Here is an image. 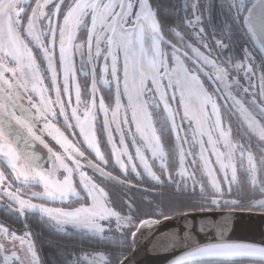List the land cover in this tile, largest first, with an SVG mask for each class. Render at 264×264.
<instances>
[{"label":"snow or ice","instance_id":"1","mask_svg":"<svg viewBox=\"0 0 264 264\" xmlns=\"http://www.w3.org/2000/svg\"><path fill=\"white\" fill-rule=\"evenodd\" d=\"M225 5L227 39L238 25L264 55V0ZM186 7L194 10L187 23L195 29L199 7ZM197 35L200 47L165 23L153 0H0V204L16 215L37 213L60 229L114 237L109 252H89L70 264H134L145 230L169 212L187 216L184 207L264 211V66L257 74L247 49L243 60L221 59L203 43V27ZM214 44L218 51L230 47ZM61 118L65 130L57 126ZM130 172L156 186L171 184L188 203L142 214L130 202L117 210L95 178L127 187ZM71 200L79 206H48ZM32 236L0 223V264H41ZM170 247L183 249L172 264H264V245L234 242L222 232L208 243L173 233Z\"/></svg>","mask_w":264,"mask_h":264},{"label":"trees","instance_id":"2","mask_svg":"<svg viewBox=\"0 0 264 264\" xmlns=\"http://www.w3.org/2000/svg\"><path fill=\"white\" fill-rule=\"evenodd\" d=\"M153 2L154 6H157L160 18L165 23L171 25L174 29L179 30L188 43L196 47L201 46V37L197 35V32L193 27L186 23L182 9V0H153ZM211 4L213 6L212 16L209 17L208 15H203V43H207L215 49H217L214 44V41L216 40L221 39L224 43L230 44L228 49L220 51L216 50L218 54L217 56H221L222 59L225 56H232L239 61L243 60L245 49L253 52V55L255 56L253 63L255 64V70L257 72L258 66L260 69L261 66H264V55H262L259 50L251 44L247 36L239 29L238 25L233 29L231 41L227 38L225 40L221 38L223 37L222 35H224L222 25L224 21L229 19L230 13L227 9L225 10V13L222 12L220 4L213 3V1ZM167 38L176 42L175 37L171 33L168 34ZM222 52L224 53L222 54ZM202 77L207 88L212 91L214 88L212 82L203 74ZM239 78L242 81V84L247 86V77L244 75L243 70L239 71ZM220 102H223L222 97ZM83 149L91 158H93V160H95L93 154L88 152L85 148ZM108 170L112 171L116 176L121 175L118 168L110 167ZM128 180L131 183L125 187L114 182H108L106 180L101 181L98 177L96 178L97 183H100L101 186L105 188V191L108 192L110 199L113 201V206L117 208V210H120L126 203L130 202H134L135 205L141 209L142 214L145 212H152L157 205L163 206L172 204L175 206H181L188 203L187 197L183 196L180 190L174 188L171 184L156 186L155 182L151 181L150 178H137L131 172L128 175ZM132 185H135V187ZM60 205L66 207L79 206V201L71 200ZM199 209V207H184L183 211L186 212ZM205 209L229 208H213L208 206ZM234 209L262 211L258 207H239ZM157 211H159V209H157ZM175 214H179V212H169V216ZM0 221L18 232H23L25 230H30L32 232L42 264H70L71 259L76 256L82 258L81 255L89 252L107 253L112 249V240L114 237L100 239L85 231L76 229L61 231L49 224L37 213H25L23 216L16 215L5 209L2 204H0ZM69 254H71V256ZM235 264H260V262L241 259L235 261Z\"/></svg>","mask_w":264,"mask_h":264},{"label":"water","instance_id":"3","mask_svg":"<svg viewBox=\"0 0 264 264\" xmlns=\"http://www.w3.org/2000/svg\"><path fill=\"white\" fill-rule=\"evenodd\" d=\"M36 150L44 155L46 149L37 142ZM161 219V223L145 230L135 246L134 264H172L183 249L170 247L173 233L186 232L203 243L214 242L221 232L234 242L264 245V211L245 209H204L186 211Z\"/></svg>","mask_w":264,"mask_h":264},{"label":"rangeland","instance_id":"4","mask_svg":"<svg viewBox=\"0 0 264 264\" xmlns=\"http://www.w3.org/2000/svg\"><path fill=\"white\" fill-rule=\"evenodd\" d=\"M212 1H213V3L215 2L216 4H220L221 5V11L222 12H226L225 10L227 9L226 8V5H225V0H182V9H183V13H184V16H185V20H186V23H187V21L188 20H190V19H192V20H194L195 19V16H194V10L191 8V7H186V5H191L192 3H197V5H198V7H199V14H200V16H201V21H200V23L195 27V31L196 32H198V29H199V27H202V20H203V15L205 14L206 16L208 15L209 17L210 16H212V11H213V6H212ZM216 4H215V6H216ZM223 21H224V18H223ZM188 24V23H187ZM189 25V24H188ZM189 26H191V27H193L192 25H189ZM223 37H221V38H223L224 40L227 38L226 36H225V34L224 35H222ZM219 40H221V39H219ZM199 47V46H198ZM213 49V52L216 54V55H218L217 54V49H215V48H212ZM201 50L203 51L204 49L203 48H201ZM191 52H189V54H190ZM224 52H222V54H223ZM191 55V54H190ZM222 59V58H221ZM189 67H192V65L191 64H189ZM260 68H259V66H258V69H257V74H259L260 73ZM201 79L203 80V77H202V74H201ZM248 79V78H247ZM86 82L83 80V79H81V84L82 85H84ZM241 83H242V81H241ZM205 86H206V84H205ZM207 87V86H206ZM209 91H211V90H209ZM101 94L102 95H104L105 96V99H106V102L108 101V97L110 96V93L107 91V90H105V89H101ZM82 98H87V96H84V97H82ZM58 127H61V130H65L64 128H63V124H62V118H61V122L60 123H58V125H57ZM66 134H67V131H66ZM70 139H71V137H69ZM44 139L46 140V142L51 146V147H53L54 148V150H56V151H61V149H60V147H59V145H57L56 143H55V141H53L50 137H48L47 135H45V137H44ZM78 139V138H77ZM82 150H84L83 148H82ZM86 152V151H85ZM86 156H88V158L89 159H93V158H91L87 153H86ZM3 167V165H0V168H2ZM87 171H89V174L90 175H92V173H91V170H88V169H86ZM7 174V173H6ZM97 178V177H96ZM95 178V179H96ZM97 182V181H96ZM77 187H78V190H79V185H77ZM34 190H36V191H40L41 189L40 188H35ZM33 202H35V203H42L43 201H38V200H34ZM67 202V201H66ZM48 206H50V207H66V206H63V205H60V204H56V203H48ZM71 207V206H70ZM74 207H78V206H74ZM0 223H2V224H4L5 226H7L5 223H3V222H1L0 221ZM9 227V226H8ZM55 227V226H54ZM10 228V227H9ZM57 228V227H56ZM11 229V228H10ZM57 229H59V230H61V231H67V230H71V229H76V228H74V227H72V226H67L66 227V229H60V228H57ZM11 230H13V229H11ZM76 230H80V229H76ZM14 231H16V230H14ZM26 231V230H25ZM25 231H23V232H18V231H16L17 232V234H23ZM28 231H30V230H28ZM82 231V230H81ZM32 233V232H31ZM32 239H33V241H34V243H35V239H34V236H32ZM35 245H36V243H35ZM38 255H39V253H38ZM82 257L84 256V254L83 255H81ZM41 264H42V262H41Z\"/></svg>","mask_w":264,"mask_h":264}]
</instances>
